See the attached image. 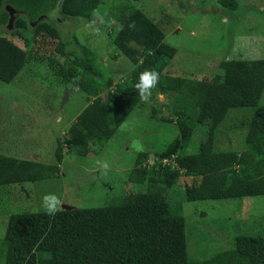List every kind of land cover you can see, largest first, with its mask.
I'll return each mask as SVG.
<instances>
[{
  "label": "trees",
  "instance_id": "trees-1",
  "mask_svg": "<svg viewBox=\"0 0 264 264\" xmlns=\"http://www.w3.org/2000/svg\"><path fill=\"white\" fill-rule=\"evenodd\" d=\"M97 4L98 0H0V32L8 36H0V82H11L28 59L47 64L48 57L40 56L35 46L36 38L47 37L57 57L51 64L62 86L91 98L56 141L55 165L0 154V186L56 178L63 147L84 157L90 145L109 140L141 100L134 85L145 70L160 76L152 93L174 94L171 105L165 104L168 117L152 113L162 122L170 124L172 119L176 135L152 158L146 153L134 158L125 181L138 187L136 193L97 208L61 209L55 215L10 214L0 239V264H264V229L258 236L233 237L227 249L205 261L189 259L184 219L170 214L165 198L181 177L194 178L179 192L186 202L264 195V106L257 105L264 89V59L220 61V71L209 79L175 77L168 68L175 49L164 43L157 25L135 9L109 34L111 44L131 64L126 79L113 84L99 73L91 51L83 48L80 56L65 51L46 18L56 10L92 23ZM222 7L235 11L237 0H223ZM7 8L17 13L9 29ZM131 23L134 29H129ZM237 108L252 111L240 123L245 130L241 150L213 151L216 127L228 110ZM195 128L204 138L186 153Z\"/></svg>",
  "mask_w": 264,
  "mask_h": 264
},
{
  "label": "rangeland",
  "instance_id": "rangeland-1",
  "mask_svg": "<svg viewBox=\"0 0 264 264\" xmlns=\"http://www.w3.org/2000/svg\"><path fill=\"white\" fill-rule=\"evenodd\" d=\"M222 3L223 0H98L92 23L64 17L56 10L46 18L57 29L65 51L80 56L83 48L88 49L99 73L109 76L115 84L126 79L131 64L111 44L109 34L119 28L117 22L123 15L140 10L162 31L164 43L175 49L168 65L171 74L200 80L218 74L216 64L223 60L264 59V0H237L232 12L225 10ZM0 36L8 37L3 32ZM35 42L39 55L48 57L47 64L43 59H28L11 82H0V154L55 165L56 141L62 140L91 98L62 86L51 64L57 59L52 42L40 36ZM173 95L152 93L149 102L140 100L110 139L90 145L84 157L63 147L56 178L0 186V239L10 214L45 212L41 207L45 195L55 194L66 206L64 209H73L97 208L113 198L136 193L138 187H130L125 181L134 158L138 153L152 158L176 135L172 119L170 124L162 122L152 113L168 117L166 105H171ZM257 105L264 106V89ZM251 112L249 108L228 110L213 133V151L241 150L245 130L240 123ZM203 138L202 130L195 128L186 153L198 147ZM98 160L109 164L107 175L101 174ZM193 179L179 178L178 186L168 190L165 197L170 214L184 219L189 259L205 261L227 249L237 235L262 234L264 195L186 202L179 192Z\"/></svg>",
  "mask_w": 264,
  "mask_h": 264
},
{
  "label": "clouds",
  "instance_id": "clouds-1",
  "mask_svg": "<svg viewBox=\"0 0 264 264\" xmlns=\"http://www.w3.org/2000/svg\"><path fill=\"white\" fill-rule=\"evenodd\" d=\"M129 29H134L135 24L131 23L128 25ZM98 31V30H97ZM159 73L155 70H145L140 73L138 77V82L134 85L137 90L139 97L142 102H149L152 96V90L156 88L159 83ZM78 90V89H77ZM96 165L98 169H102L101 174L107 175L110 170V166L106 161H96ZM62 200L55 194H48L42 197L41 207L48 215H55L61 209L66 208V206H62Z\"/></svg>",
  "mask_w": 264,
  "mask_h": 264
},
{
  "label": "water",
  "instance_id": "water-1",
  "mask_svg": "<svg viewBox=\"0 0 264 264\" xmlns=\"http://www.w3.org/2000/svg\"><path fill=\"white\" fill-rule=\"evenodd\" d=\"M7 14H8V19H7V28L9 29L12 25L13 20L15 19V17L17 16V13L15 10H13L12 8H7ZM68 93V91L66 90L64 92V96L62 98V100L66 97V94ZM65 208V207H64Z\"/></svg>",
  "mask_w": 264,
  "mask_h": 264
}]
</instances>
